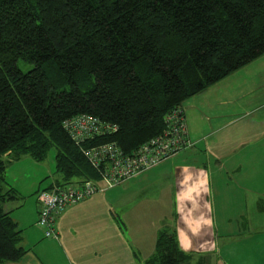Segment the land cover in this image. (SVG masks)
Returning a JSON list of instances; mask_svg holds the SVG:
<instances>
[{
	"label": "trees",
	"instance_id": "1",
	"mask_svg": "<svg viewBox=\"0 0 264 264\" xmlns=\"http://www.w3.org/2000/svg\"><path fill=\"white\" fill-rule=\"evenodd\" d=\"M262 55L264 0H0V264L27 252L2 206L20 197L4 157L42 163L53 146L54 185L98 180L85 147L130 155L175 107ZM84 114L118 130L76 145L62 122ZM192 257L162 231L146 264Z\"/></svg>",
	"mask_w": 264,
	"mask_h": 264
},
{
	"label": "crops",
	"instance_id": "2",
	"mask_svg": "<svg viewBox=\"0 0 264 264\" xmlns=\"http://www.w3.org/2000/svg\"><path fill=\"white\" fill-rule=\"evenodd\" d=\"M182 109L192 146L67 208L56 218L57 239L37 225V196L61 183L58 175L43 186L48 176L33 178L20 165L37 162L11 164L6 181L17 166L10 185L20 197L2 206L27 252L4 264H146L162 231L193 254L187 264H264V55Z\"/></svg>",
	"mask_w": 264,
	"mask_h": 264
},
{
	"label": "built area",
	"instance_id": "3",
	"mask_svg": "<svg viewBox=\"0 0 264 264\" xmlns=\"http://www.w3.org/2000/svg\"><path fill=\"white\" fill-rule=\"evenodd\" d=\"M165 128L162 133L152 137L130 155L125 154L114 142L85 147L83 155L90 165L99 172L98 180H87L81 184L65 186L54 185L37 196L40 209L37 225L44 230V237L57 239L56 218L67 208L106 189L137 178L173 157L177 152L191 147L188 139L184 109L175 107L164 117ZM62 125L76 145L115 133L118 128L100 121L88 114L66 119Z\"/></svg>",
	"mask_w": 264,
	"mask_h": 264
},
{
	"label": "rangeland",
	"instance_id": "4",
	"mask_svg": "<svg viewBox=\"0 0 264 264\" xmlns=\"http://www.w3.org/2000/svg\"><path fill=\"white\" fill-rule=\"evenodd\" d=\"M17 66L22 72H26L28 69H30L32 67V65L24 64L23 61H20V60L17 62ZM55 153H56V149L52 146L50 151L48 152L46 158L44 159V161H42V163H35L38 165V167H35L34 165H29V164L23 162L20 164L21 168L23 169L24 172H28L29 175L32 174L33 178L37 177V178L41 179L44 176H48V178H45L42 180L43 186H46L49 179L51 178L50 176L56 177V175H58L56 170H55V159H54ZM3 160L6 162L5 172L10 168L11 164L18 162V161H15L13 159L9 160V158L7 159L5 157ZM20 165H18V166H20ZM17 169H18V167L16 166L13 168V170H9L8 175H10V177H9L10 181H14L15 178H18L19 170H17ZM6 174H7V172H6ZM6 174H5V180H6ZM26 177H28V175H26L25 178ZM25 178H23V180H25ZM10 181H8V182L6 181L8 186H11ZM21 190L22 189L19 187V191H21ZM170 230L172 231V229H170ZM222 233H220V234H222ZM220 241H222V240H220ZM189 254H191V253H189ZM192 256H193V254H192ZM213 257L214 256H212V258H209L208 261H212ZM192 259H193V257H192Z\"/></svg>",
	"mask_w": 264,
	"mask_h": 264
}]
</instances>
